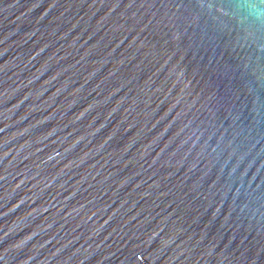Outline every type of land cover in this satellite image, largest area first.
I'll return each mask as SVG.
<instances>
[{
    "label": "water",
    "instance_id": "water-1",
    "mask_svg": "<svg viewBox=\"0 0 264 264\" xmlns=\"http://www.w3.org/2000/svg\"><path fill=\"white\" fill-rule=\"evenodd\" d=\"M0 264H264V0H0Z\"/></svg>",
    "mask_w": 264,
    "mask_h": 264
}]
</instances>
